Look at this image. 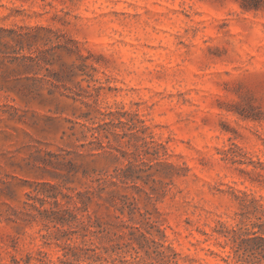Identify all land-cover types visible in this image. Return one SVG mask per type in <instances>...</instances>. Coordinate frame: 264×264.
<instances>
[{
	"label": "clouds",
	"instance_id": "1",
	"mask_svg": "<svg viewBox=\"0 0 264 264\" xmlns=\"http://www.w3.org/2000/svg\"><path fill=\"white\" fill-rule=\"evenodd\" d=\"M0 264H264V0H0Z\"/></svg>",
	"mask_w": 264,
	"mask_h": 264
},
{
	"label": "rangeland",
	"instance_id": "2",
	"mask_svg": "<svg viewBox=\"0 0 264 264\" xmlns=\"http://www.w3.org/2000/svg\"><path fill=\"white\" fill-rule=\"evenodd\" d=\"M34 123H36L37 126L41 128L45 133L52 128V124L47 120L44 121L35 120ZM40 155L42 156L44 155L43 150H41Z\"/></svg>",
	"mask_w": 264,
	"mask_h": 264
}]
</instances>
